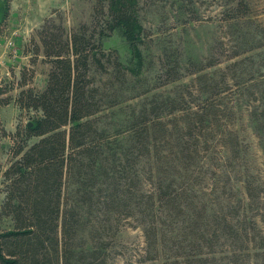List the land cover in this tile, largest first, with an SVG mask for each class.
<instances>
[{
	"label": "rangeland",
	"instance_id": "374dc122",
	"mask_svg": "<svg viewBox=\"0 0 264 264\" xmlns=\"http://www.w3.org/2000/svg\"><path fill=\"white\" fill-rule=\"evenodd\" d=\"M96 1L0 0L3 230L14 228L12 219L1 214L10 184L5 173L19 158L14 136L41 117L21 109L18 98L24 90L43 91L50 70L43 57L32 62V40L38 41L37 31L50 17L68 31L90 23ZM138 1L142 40L133 46L120 30L104 40L110 62L106 70L94 72L103 106L97 124L124 146L142 121L157 126L152 129L149 160L142 162L149 171L143 178L147 192H155L160 179H175L176 186L201 196L226 188L229 201L235 205L241 199L247 207V186L261 185L264 191V0ZM187 123H194L193 134L202 131L208 142L201 137L196 158L176 166L166 161L180 152L174 148L180 137L177 127L186 128ZM38 141L33 137L28 145ZM141 220L124 215L101 236L88 230L82 241L96 246L104 236L114 246L106 252L108 264H140L146 241ZM263 225L260 222V230ZM257 252L255 247L238 250L235 264H264Z\"/></svg>",
	"mask_w": 264,
	"mask_h": 264
},
{
	"label": "trees",
	"instance_id": "16d2710c",
	"mask_svg": "<svg viewBox=\"0 0 264 264\" xmlns=\"http://www.w3.org/2000/svg\"><path fill=\"white\" fill-rule=\"evenodd\" d=\"M138 7V0H97L90 23L68 31L50 17L32 40V62L43 57L50 70L43 91L24 90L18 98L21 109L41 117L14 136L19 158L5 173L10 184L1 211L14 228L0 226V264H108L110 239L98 238L96 246L82 239L88 230L101 236L124 215L143 221L140 264H235L234 254L246 247L264 260L261 185L246 187L247 207L241 199L229 201L226 188L201 196L175 179H160L149 193L142 162L149 160L157 126L143 119L124 146L97 124L103 106L94 72L110 62L104 40L120 30L136 46L144 33ZM193 126L177 127L180 152L166 162L196 158L205 134H193ZM33 137L39 141L29 146Z\"/></svg>",
	"mask_w": 264,
	"mask_h": 264
}]
</instances>
